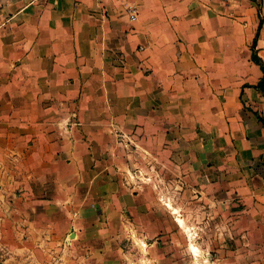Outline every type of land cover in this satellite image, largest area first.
<instances>
[{"label": "crops", "instance_id": "crops-1", "mask_svg": "<svg viewBox=\"0 0 264 264\" xmlns=\"http://www.w3.org/2000/svg\"><path fill=\"white\" fill-rule=\"evenodd\" d=\"M254 56L264 0H0V264H117L137 150L235 205L264 261Z\"/></svg>", "mask_w": 264, "mask_h": 264}, {"label": "rangeland", "instance_id": "rangeland-1", "mask_svg": "<svg viewBox=\"0 0 264 264\" xmlns=\"http://www.w3.org/2000/svg\"><path fill=\"white\" fill-rule=\"evenodd\" d=\"M132 156L127 186L140 197L133 207H123L128 224L119 237L117 264H264L259 236L237 226L231 212L236 206L202 197L206 187L189 177L186 165L174 168L173 154L143 155L137 150ZM180 156V163H186L184 154ZM212 192L218 195L219 190ZM169 203L179 209L186 225L179 223Z\"/></svg>", "mask_w": 264, "mask_h": 264}, {"label": "built area", "instance_id": "built-area-1", "mask_svg": "<svg viewBox=\"0 0 264 264\" xmlns=\"http://www.w3.org/2000/svg\"><path fill=\"white\" fill-rule=\"evenodd\" d=\"M129 15L132 20L137 18V9L135 7L128 6Z\"/></svg>", "mask_w": 264, "mask_h": 264}, {"label": "trees", "instance_id": "trees-1", "mask_svg": "<svg viewBox=\"0 0 264 264\" xmlns=\"http://www.w3.org/2000/svg\"><path fill=\"white\" fill-rule=\"evenodd\" d=\"M254 59L261 64L262 69L264 70V62L261 60V58L254 56ZM259 85L263 86L264 85V75L261 78Z\"/></svg>", "mask_w": 264, "mask_h": 264}, {"label": "bare ground", "instance_id": "bare-ground-1", "mask_svg": "<svg viewBox=\"0 0 264 264\" xmlns=\"http://www.w3.org/2000/svg\"><path fill=\"white\" fill-rule=\"evenodd\" d=\"M179 222L181 223V225H184V221H183V219L181 218V217H179ZM193 250L198 254V249L195 247V246H193Z\"/></svg>", "mask_w": 264, "mask_h": 264}]
</instances>
